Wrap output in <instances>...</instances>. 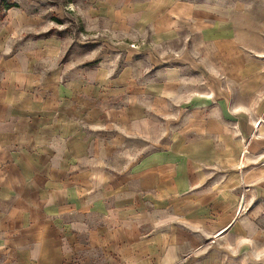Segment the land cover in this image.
Here are the masks:
<instances>
[{"label":"crops","instance_id":"crops-1","mask_svg":"<svg viewBox=\"0 0 264 264\" xmlns=\"http://www.w3.org/2000/svg\"><path fill=\"white\" fill-rule=\"evenodd\" d=\"M135 1L147 4L138 19L169 22L164 35L183 26L228 36L219 51L231 57L199 65L205 77L214 67L217 82L228 66L232 109L192 110L183 138L161 149L153 119L119 105L125 91L97 88L96 78L41 80L8 62L0 70V264H193L212 240H233L220 254L238 258L254 234L250 213L264 210V53L260 65L239 52H264L251 38L264 34V0ZM133 142L147 145L132 150ZM218 256L200 264H224Z\"/></svg>","mask_w":264,"mask_h":264},{"label":"rangeland","instance_id":"rangeland-1","mask_svg":"<svg viewBox=\"0 0 264 264\" xmlns=\"http://www.w3.org/2000/svg\"><path fill=\"white\" fill-rule=\"evenodd\" d=\"M144 5L135 0H0V70L8 62L17 66L20 61L25 65L24 74L41 80L57 77L71 86L78 76L80 85L86 86L89 78H96L90 84L97 88L123 90L127 94L125 98L122 95L119 105L153 119L159 128V138L154 141L163 149L183 138L192 110L207 113L208 107L220 102L223 108L232 109L228 66L217 82L214 67L204 71L205 77L199 65L201 59L217 55L228 59L232 52L219 51L228 36H209L208 29L201 36L199 30L191 32L178 26L164 35L168 21L160 20L158 28L150 19H138ZM239 21V41L247 43L244 27L248 20ZM251 38L257 44L264 43V34ZM263 53L239 52L241 59H256L260 65ZM146 145L133 142L131 149L141 151ZM240 211L241 216L247 214ZM250 214L255 232L250 239L244 236L246 245L239 246L238 258L223 256L231 249L233 240L228 239L206 242L204 252L194 254L190 261L200 264L215 253L223 256H218V261L224 264H264V210Z\"/></svg>","mask_w":264,"mask_h":264},{"label":"built area","instance_id":"built-area-1","mask_svg":"<svg viewBox=\"0 0 264 264\" xmlns=\"http://www.w3.org/2000/svg\"><path fill=\"white\" fill-rule=\"evenodd\" d=\"M260 124H264V120H261L260 122H258V125Z\"/></svg>","mask_w":264,"mask_h":264}]
</instances>
